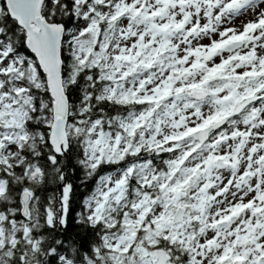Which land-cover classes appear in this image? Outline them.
Instances as JSON below:
<instances>
[{"label": "snow or ice", "instance_id": "obj_1", "mask_svg": "<svg viewBox=\"0 0 264 264\" xmlns=\"http://www.w3.org/2000/svg\"><path fill=\"white\" fill-rule=\"evenodd\" d=\"M0 264H264V0H0Z\"/></svg>", "mask_w": 264, "mask_h": 264}]
</instances>
